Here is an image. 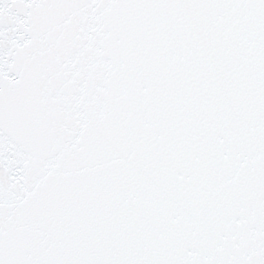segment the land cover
Instances as JSON below:
<instances>
[{
  "label": "snow or ice",
  "instance_id": "obj_1",
  "mask_svg": "<svg viewBox=\"0 0 264 264\" xmlns=\"http://www.w3.org/2000/svg\"><path fill=\"white\" fill-rule=\"evenodd\" d=\"M0 264H264V0H0Z\"/></svg>",
  "mask_w": 264,
  "mask_h": 264
}]
</instances>
